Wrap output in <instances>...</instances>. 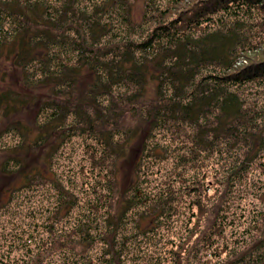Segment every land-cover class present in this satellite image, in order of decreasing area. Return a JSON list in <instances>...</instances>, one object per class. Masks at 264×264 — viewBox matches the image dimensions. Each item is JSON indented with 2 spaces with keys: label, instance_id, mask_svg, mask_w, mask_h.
<instances>
[{
  "label": "trees",
  "instance_id": "16d2710c",
  "mask_svg": "<svg viewBox=\"0 0 264 264\" xmlns=\"http://www.w3.org/2000/svg\"><path fill=\"white\" fill-rule=\"evenodd\" d=\"M134 1L0 0V57L22 69L24 90L1 89L0 109L37 104L33 127L15 120L0 129V150L9 151L1 170L16 172L22 165L19 155L46 149V169L28 172L21 188H51L54 201L45 208L49 216L41 225L57 224L60 234L49 232L52 241L46 248L70 239V249L83 252L81 261L71 264H95L90 251L96 244L101 256L130 245L125 256L153 251L147 258L134 257L144 264H264V188L243 191L250 196L241 203L245 218L228 237L229 213L220 207L233 198L228 194L245 179L250 163L260 153L264 157V109L248 103L264 87V0H142L138 14ZM86 73L90 77L83 83ZM254 83L258 87L249 90ZM76 136L94 142L85 143L84 154L90 177L102 181L95 192L99 201L100 195L106 198L107 211L119 161L131 141L142 137L120 215L104 218L96 202L81 201L77 187L66 182L74 180L69 171L55 169L54 157ZM213 160L215 178L201 186L200 173ZM154 163L167 164L166 169L148 170ZM255 165L264 176V163ZM17 190L9 192L0 209ZM191 194L196 211L190 228L187 221L179 239L167 241L169 259L157 261L153 256L161 245L137 244L138 222L128 212L141 202L133 215L149 217L147 223H156L150 231H155L168 224L177 206L190 204ZM83 204L90 218L73 217L71 212ZM24 231L30 229L15 234L21 237ZM31 235L18 245L37 243ZM192 238L202 242L201 251L192 245L195 253L187 260ZM36 250L28 254L35 264L45 256Z\"/></svg>",
  "mask_w": 264,
  "mask_h": 264
},
{
  "label": "rangeland",
  "instance_id": "374dc122",
  "mask_svg": "<svg viewBox=\"0 0 264 264\" xmlns=\"http://www.w3.org/2000/svg\"><path fill=\"white\" fill-rule=\"evenodd\" d=\"M141 4L142 0L134 1L136 14H138L141 10ZM252 64H254V62ZM84 71L85 70L82 69L81 73H83ZM85 75H87L88 78H82L83 83L88 81L90 77L88 73H86ZM22 77L23 71L20 67L13 65L11 60L0 57V90L5 87H9L12 90L24 91L21 87ZM148 83H151L152 85L151 80H148ZM151 85H149L147 88H150ZM257 85V83L252 84V87H250L249 90H255L258 87ZM263 93L264 87L258 88V96H254L253 98H251L248 103L252 102L253 105L256 104L260 109H264ZM39 95H43V90ZM36 107L37 104L33 103L25 105L21 110L19 109V106H17L16 109L10 108L6 110V112L0 109V129L3 128L7 123H12L15 120L33 127ZM145 129L146 126L143 125L141 127V130L139 131V134L142 135L141 133ZM10 140L11 139L9 138H5V141ZM141 140V136L133 139L128 146V149L126 150L125 157L119 161L117 185L115 190L112 192L113 197L111 196L113 198L111 203V211H107V208L105 207L106 198L104 197L103 199V197L100 195L101 201H99V196H97L95 192L101 190L102 181L94 177H90V172H88L91 167L89 165V169L87 158L85 159L86 155L84 154V146L85 143L94 144V142L90 138H86L85 140L82 136H76L75 138H72L70 142H67L66 145L64 144L65 147L63 146L64 148L61 150L60 154H58L53 159L56 163L55 169H58L59 172L64 174H67V172L69 171L71 176L74 177V180L66 182L68 184L70 183L69 185H75L77 187L81 196V201L85 200L96 202V206L99 207L98 210L102 214V216H104V218H110L114 215H120L125 205V202L122 200L123 191H125V189L128 187L127 185L130 183V181H132L133 167L137 156L139 155L138 153L140 150ZM13 142L14 141H12L11 143ZM8 153L9 151L6 152L5 150H0V164L5 158L8 157ZM19 156L21 157L22 165L18 171L13 173H4L1 170L0 166V203L4 202L7 199L11 190L19 187V190H17L14 195L13 201L7 203L4 208L0 209V264H27L30 261L32 264H35L33 260H29L30 256L28 254L31 252V249H39L42 252L45 251L43 254L45 256L35 259L36 264H62L65 261H69V263L71 264V260L81 261V259L79 258L82 256V254L79 253L83 252H80L79 249L76 251L71 250L70 248L72 247V243L69 242L70 239L68 238L62 239L61 247L60 244L55 241V246L54 248H52V250L48 251V249L46 248L52 241L48 238V235H50L49 232H52L51 234H55L57 236L60 234V226L57 224L54 226H50L51 228L41 225L43 220H46V218H48L49 216V213L45 210V208L47 206H51L54 201V198L51 196V188L49 186H46L47 184L34 186L32 188H21V185L25 180V175L28 174V172L34 171L37 168L41 169L42 171L46 169L48 158L46 149L43 147H37L35 149L30 148L27 152L22 153ZM261 161L262 163H264V157L260 153L259 156L255 158V160L252 161L248 166L249 169L243 176L245 179L237 180V188L232 193L233 195L228 194L229 197L233 198H228L227 201L220 204V207L225 208V211L229 213L225 214L227 224H229V230L225 233V236L227 235L226 237L229 236L231 231L237 230L239 220L245 218V215L242 214L245 209L244 206H242L243 204L241 203L244 196H246V198H249L250 196H247L243 191L249 188L251 192H255L258 191V189L260 191V187L264 188V176L261 174L260 169L255 165L256 163H261ZM166 166L167 164L162 165L154 163L151 165H147V169L150 171H154L155 169L160 168L159 171L163 172L166 169ZM214 172L215 161L213 160V162H208L200 173V177L198 180L203 181L200 183V185L205 186L207 185V183H209V181L213 180V178H215L214 176H212L213 174H215ZM205 176H207V178H205ZM143 177H145V175ZM159 187H162V185H159ZM100 193L101 192H99V194ZM192 201L193 194H191L188 198L190 206H177V208L175 209L176 213L172 216V219L168 222V224L166 222V224L160 225V229L155 231H150L156 223H147V221H150L149 217L141 218L140 215H138V217L133 215L134 210H136V208L138 207L140 209L141 205V202H135L133 204V207L128 212V218H132L133 220L137 219L138 227L133 233L135 235L138 234V238H140V242L137 244H140L141 246L157 244L158 247L161 245V247L157 248L158 252L154 253L153 258H157V261L160 260L161 262L162 256L163 258L166 257L167 259H169L168 249L170 246L167 245V241L172 239L178 240L179 237L177 235L180 233V231L186 229L185 225L187 221H189L190 228L193 213H195L196 211V208L193 206ZM83 205L84 208L78 206L71 212L73 217L75 216V218H79L81 217V214L86 216L90 215L88 206L85 204ZM213 205H215V203ZM82 209H84L83 212ZM72 216H69L66 219L64 218V221L61 224L68 222ZM88 218H90V216H88ZM204 218L205 220H207V218L210 217L205 216ZM24 228H29L30 232L24 231L21 237L15 234L17 232L22 233V230H24ZM169 228L172 230L171 233L170 231H167ZM205 229V226L201 225L200 231H205ZM124 233L125 232L117 234V242L120 243L122 241V234ZM30 234H32L31 237L37 238L38 242L33 243L32 245L30 244V247L19 246L18 244H20V242H22L24 238L28 237ZM42 234L43 237L41 239L40 236ZM199 235L200 234L198 233V236ZM133 239H135V237H133L131 240L133 241V243H136V240L134 241ZM201 243V241L195 242L194 238H192L190 245L191 247L188 250V254H186L187 257L189 256V254L193 255L195 253H191V251H193L192 245L194 244L199 249V251H201ZM132 247L133 245H130V248ZM130 248L123 249L121 251L118 249V247H116L112 253H104V256H101L102 252L99 251V244H96L90 251L92 253L91 262L95 264H117L118 262L120 264H144L142 258H147V255L153 254V251L143 252L134 250L131 255L125 256V252L129 253ZM119 251H121V255L119 256V258H116V253ZM136 255L142 258H134ZM99 256L103 260L102 262L98 263L96 261H98L97 258ZM132 257L134 259H131ZM189 258L190 256L187 258V260H189ZM167 259H164V263L168 262ZM212 261L214 263L215 259H212Z\"/></svg>",
  "mask_w": 264,
  "mask_h": 264
}]
</instances>
